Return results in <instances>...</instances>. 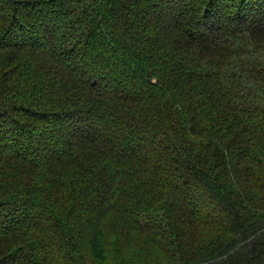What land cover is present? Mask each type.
Segmentation results:
<instances>
[{
	"label": "trees",
	"instance_id": "16d2710c",
	"mask_svg": "<svg viewBox=\"0 0 264 264\" xmlns=\"http://www.w3.org/2000/svg\"><path fill=\"white\" fill-rule=\"evenodd\" d=\"M0 264H264V0H0Z\"/></svg>",
	"mask_w": 264,
	"mask_h": 264
},
{
	"label": "rangeland",
	"instance_id": "374dc122",
	"mask_svg": "<svg viewBox=\"0 0 264 264\" xmlns=\"http://www.w3.org/2000/svg\"><path fill=\"white\" fill-rule=\"evenodd\" d=\"M241 69H242L241 67H238V69L236 70V72H237V73L240 72ZM245 76H246V75H245ZM256 95H257V97H261L259 93H256Z\"/></svg>",
	"mask_w": 264,
	"mask_h": 264
}]
</instances>
